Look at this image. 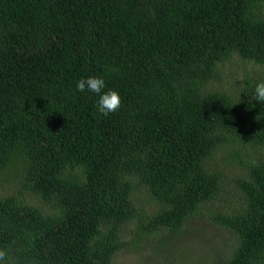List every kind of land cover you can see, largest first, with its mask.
<instances>
[{
  "label": "trees",
  "instance_id": "1",
  "mask_svg": "<svg viewBox=\"0 0 264 264\" xmlns=\"http://www.w3.org/2000/svg\"><path fill=\"white\" fill-rule=\"evenodd\" d=\"M234 56L247 70L216 87ZM88 77L117 113L77 90ZM261 82L264 0H0V174L20 183L0 264L169 252L199 221L230 234L225 264H264Z\"/></svg>",
  "mask_w": 264,
  "mask_h": 264
},
{
  "label": "rangeland",
  "instance_id": "2",
  "mask_svg": "<svg viewBox=\"0 0 264 264\" xmlns=\"http://www.w3.org/2000/svg\"><path fill=\"white\" fill-rule=\"evenodd\" d=\"M245 70H247L245 64L234 56L220 65L219 79L214 85L233 89L236 86V80L242 77ZM220 166L224 168L222 162H220ZM240 172L243 170L240 169ZM230 173L235 176L234 172L230 171ZM7 174L10 177H7ZM18 176L19 173L15 169L0 174V197L7 190L12 193L20 190V183L15 180V177ZM230 188L234 189L233 186ZM234 193L236 194L234 196H239V193ZM23 195L30 204L35 203L34 199L30 198L27 193L24 192ZM224 203L225 199L220 200L218 208H221ZM201 224L208 225L200 221L190 224L188 229H199L193 235L186 233L184 237L175 240L169 252L160 250L158 253L151 254L148 249L139 252L131 248L122 249L112 264H225L233 243L230 234L216 231L206 227V225L201 226ZM213 248H215L214 252Z\"/></svg>",
  "mask_w": 264,
  "mask_h": 264
},
{
  "label": "clouds",
  "instance_id": "3",
  "mask_svg": "<svg viewBox=\"0 0 264 264\" xmlns=\"http://www.w3.org/2000/svg\"><path fill=\"white\" fill-rule=\"evenodd\" d=\"M76 88L79 92L84 93L86 90L95 93L99 96L98 112L102 116L117 113L122 105V98L116 90L103 91L106 88V83L100 77H88L87 79H80ZM252 99L258 103H264V82L256 85ZM6 252L0 250V261H5Z\"/></svg>",
  "mask_w": 264,
  "mask_h": 264
}]
</instances>
